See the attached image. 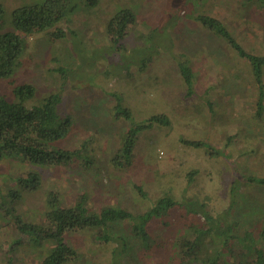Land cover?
<instances>
[{"label": "rangeland", "instance_id": "1", "mask_svg": "<svg viewBox=\"0 0 264 264\" xmlns=\"http://www.w3.org/2000/svg\"><path fill=\"white\" fill-rule=\"evenodd\" d=\"M43 1L0 0L1 32L17 33L13 11ZM73 5L58 25L63 36L52 39L43 31L24 38L26 49L12 74L0 79V96L11 102L16 101L15 87H34V97L25 102L28 108L59 95L58 110L70 125L52 147L81 155L69 166L39 169L40 188L26 194L17 207L25 221L43 222L51 190L57 192L61 206L85 196L92 211L111 205L144 212L167 194L178 202L203 203L216 217L232 200L234 170L264 177V111L256 115L249 65L197 18L220 19L247 51L264 55V15L258 12L264 8L246 13L231 0H73ZM123 9L132 11L135 20L115 42L106 25ZM182 62L193 68L196 78L190 96L179 72ZM119 109L129 110L130 118L118 114ZM159 115L168 116L170 123L152 119ZM131 135L135 144L125 169L111 158ZM31 168L17 159H3L0 185L5 188ZM243 182L236 183L241 196L235 197L232 217H241L242 228L247 229L264 213V187ZM258 193L263 196L259 205L255 201L256 206H243L244 197ZM179 212L172 209L169 216L183 231L186 222L204 223L198 215L199 221L192 218L191 224V216ZM160 227L158 222L149 224L156 245L168 239ZM96 235L87 229L66 236L79 253L78 260L69 264H110L113 246L102 245ZM49 247L28 242L0 218V264H41ZM230 250L224 255L233 264L241 248ZM131 263L161 264L153 252L140 253Z\"/></svg>", "mask_w": 264, "mask_h": 264}, {"label": "trees", "instance_id": "2", "mask_svg": "<svg viewBox=\"0 0 264 264\" xmlns=\"http://www.w3.org/2000/svg\"><path fill=\"white\" fill-rule=\"evenodd\" d=\"M231 1L237 3L238 10L241 8L246 10V13L264 8V0ZM89 2L94 3L97 0ZM73 7V0H45L40 4L23 6L12 14V25L17 33H2L3 9L0 5V79L12 74L18 59L26 49L24 38L43 31L48 32L52 39L62 37L63 30L58 25ZM258 12L264 15V10ZM197 18L205 29L222 40L223 45L238 59L248 63L256 87V115L261 116L264 111V55L247 51L235 33L220 19L209 15H200ZM134 20L132 11L128 9L114 14L106 25V32L111 40L116 42L122 39L126 28L133 24ZM51 29L53 31L50 32ZM225 59L227 58L222 50V60ZM178 66L186 86V96H190L196 80L193 68L184 62ZM12 94L16 98L15 102L0 96V162L7 158L17 159L31 165L33 169H29L24 176L12 178L5 188L0 185V218L12 224L19 235L28 242L37 246H50L41 264H69L78 260L79 253L67 241L66 236L87 229L97 231L96 237L102 245L109 243L113 246L109 253L110 264H132L135 258H139L140 253L151 252L158 257L161 264H230L224 253L232 252L231 247L234 249L238 246L241 253L236 255L233 264H264V213L247 229L242 228L241 217H232V212L237 209V205L234 206L235 197L241 196L236 183L245 181L243 183L255 184L261 189L264 187V177L239 175L236 170L230 183V205L216 217L208 213L203 203L190 199L178 202L167 194L156 198L144 212L111 205L92 211L85 196H78L69 206H61L57 192L51 190L47 193L43 222L36 224L25 221L17 207L26 194L40 188L42 175L39 169L69 166L79 160L81 155L78 151L52 147V143L65 134L70 125V119L62 116L58 110L59 95L46 97L40 105L28 108L25 102L34 97L33 86H17ZM117 112L125 115L127 119L131 116L127 109H119ZM152 119L160 123H170L166 115ZM192 143L195 146L200 145L198 142ZM134 144L135 137L131 135L123 142L111 161L126 169L131 163ZM223 149L222 155L229 159ZM137 189L142 197H146L140 187ZM263 196L258 193L244 197L243 206H256L255 201L259 205ZM172 209L185 211L191 216V224H194L192 218L196 222L199 221L198 215H201L204 223L190 226L186 222L184 226L187 229L183 231L175 226L174 220L169 216ZM152 222L161 223V227L166 230V243L156 245V242L152 241L149 230V224ZM254 224L256 227H253Z\"/></svg>", "mask_w": 264, "mask_h": 264}]
</instances>
